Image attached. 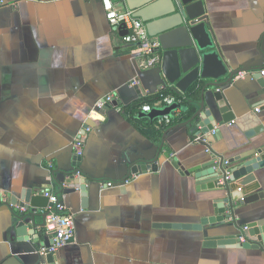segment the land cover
Here are the masks:
<instances>
[{
    "label": "crops",
    "instance_id": "0c3cea01",
    "mask_svg": "<svg viewBox=\"0 0 264 264\" xmlns=\"http://www.w3.org/2000/svg\"><path fill=\"white\" fill-rule=\"evenodd\" d=\"M0 1V264H264L263 247L219 245L215 238H233L264 217V198L256 196L264 193V167L228 182L229 189L223 180L203 184L197 177L213 158L233 168L263 144L264 0H203L220 56L236 72L232 82L219 80L222 86L204 93L217 120V130L206 134L194 124L163 130L160 119H137L142 106L98 108L111 93L126 107L171 90L162 69L143 67L137 48L109 24L102 0ZM214 91L226 101L222 108ZM149 105L163 107L159 100ZM92 111L103 118L93 120ZM81 135L87 137L78 160L73 143ZM155 157L158 169L142 172V162ZM74 163L95 179L86 194L70 186L66 172ZM27 188L58 195L74 215L73 240L52 262L39 252L53 242L50 233L16 231L21 207L14 202ZM235 189L256 200L235 202L226 220L202 230L170 226L215 215L216 200Z\"/></svg>",
    "mask_w": 264,
    "mask_h": 264
},
{
    "label": "water",
    "instance_id": "95a60500",
    "mask_svg": "<svg viewBox=\"0 0 264 264\" xmlns=\"http://www.w3.org/2000/svg\"><path fill=\"white\" fill-rule=\"evenodd\" d=\"M125 6L134 11V15L140 18L146 25L151 36L160 42L161 64L159 68L165 77V81L170 85L172 91L178 95H186L191 89H202L201 99L198 102L199 108L194 116L180 124H194L200 132L206 134L215 129L217 120L214 118L213 110L206 108L205 91L211 86H222L219 80H226V84L232 82L236 72H230L229 68L220 56L219 50L212 32L206 20V8L203 0H123ZM122 35L127 34L124 26L118 27ZM213 80V81H207ZM203 81H207L203 83ZM264 89V85L262 86ZM220 91H214L219 108L226 105L224 97L219 96ZM180 108L179 103L163 107H153L149 112L140 114L142 117L151 119L163 118L171 115L173 110ZM228 111L225 110L224 112ZM223 112V113H224ZM223 115V122H228L232 118ZM87 127V125L85 126ZM217 130V129H215ZM257 147L256 154H251L245 161L240 162L231 168L225 163L224 158H213L204 165L202 173H197L201 179L200 183H216L223 180L222 187L229 189L228 182L240 179L253 171L264 167V141ZM170 159V154H165ZM82 156L76 155L74 159L81 160ZM158 157L151 162L143 161L141 171L146 172L149 168L156 171L159 165L156 163ZM77 161V160H76ZM230 163V161H229ZM75 168L67 171L70 186L80 188L84 194L87 193L88 184L95 181L93 177L80 170L78 163H74ZM172 164L180 169L181 163L173 160ZM181 171V169H180ZM79 172L80 175L75 174ZM135 172V171H134ZM220 185V184H219ZM212 187V185H210ZM214 186V185H213ZM242 189V188H241ZM228 191V190H227ZM255 194V193H253ZM256 196L264 198V193H257ZM14 200V199H13ZM256 200L253 195H245L242 190L228 192L227 197L216 200L215 215L205 217L200 223H174L171 227L183 229L202 230L206 225H215L226 220L227 216L234 213L235 202H252ZM19 202V203H18ZM18 203L21 212L16 214L17 233H22L26 229L34 233L36 228L44 229L46 215L49 210L46 208L50 204V197L36 193L33 189L27 188L22 191ZM227 204V205H226ZM229 213V215H228ZM42 221H38V219ZM239 233L233 238L224 239V236L215 237L219 245L231 244L232 246L244 248H264V217L251 221L245 227L239 228ZM53 238V234H50ZM242 238L245 241H242ZM38 242V239H36ZM73 238L70 240L72 241ZM231 240V241H229ZM46 244H41V246ZM54 253H47L49 262L55 260Z\"/></svg>",
    "mask_w": 264,
    "mask_h": 264
},
{
    "label": "built area",
    "instance_id": "2783aa9c",
    "mask_svg": "<svg viewBox=\"0 0 264 264\" xmlns=\"http://www.w3.org/2000/svg\"><path fill=\"white\" fill-rule=\"evenodd\" d=\"M2 3L3 1H0V4ZM102 4L109 24L112 27L118 28L124 26L127 29L128 32L123 35V40L126 44L137 48L140 56L143 58L142 66L145 68L159 66L161 64L160 42L149 34L145 23L134 15V11L127 7H120L114 0H102ZM262 75H264V70L262 71ZM180 101L174 95H166L160 103L163 106H167L173 103H180ZM97 106L100 109L110 106L119 111L123 110L122 105L118 103V99L113 93L99 100ZM151 109L152 107L149 104L142 106V111L144 112H149ZM256 110H259V108H256ZM181 112L182 109L177 108L173 110L171 115L160 118V121L169 124L171 123L172 117L180 116ZM101 115L99 111H92L90 117L95 121H99L103 118ZM86 129L88 132L91 131V125L89 127L87 126ZM86 137V135H81L74 140L73 147L76 155H83ZM194 140L208 141L206 137L202 138L201 136H196ZM207 151L211 152L210 147L207 148ZM225 163H227L226 160ZM108 184L112 185L111 182ZM44 194L50 197L49 212L46 215L44 229L47 233L53 234V242L49 245H43L39 249L42 255H46L47 253L55 254L59 248L74 237L76 230L74 215L69 211L67 205L56 194L47 191ZM23 209L21 208V210Z\"/></svg>",
    "mask_w": 264,
    "mask_h": 264
},
{
    "label": "trees",
    "instance_id": "16d2710c",
    "mask_svg": "<svg viewBox=\"0 0 264 264\" xmlns=\"http://www.w3.org/2000/svg\"><path fill=\"white\" fill-rule=\"evenodd\" d=\"M166 95H174L177 99L181 100L179 104H180V108L182 109V112H181L180 116H173L171 119V123H169L167 125L164 124L162 126L163 130L165 128L171 126V125L177 124L178 122L190 120L194 116V114L197 111V101L199 98L198 97L199 92H198V90H196V88L191 89L186 95H178L177 93H175L174 91H172L170 89H164L155 96H146V97L136 101L132 105H128L126 107H123V110L124 111L132 110L134 112L136 109L143 106V104H149L150 102L155 101V100L162 101L163 97ZM134 117L137 119L146 120L152 124L157 123L158 120L160 119V118L148 119L147 117H140L139 113L134 114ZM159 135H160V132H159Z\"/></svg>",
    "mask_w": 264,
    "mask_h": 264
}]
</instances>
